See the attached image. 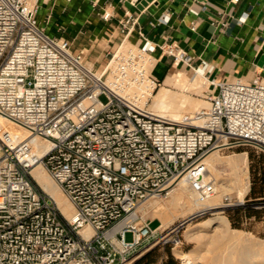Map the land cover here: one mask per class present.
<instances>
[{
  "label": "built area",
  "instance_id": "1",
  "mask_svg": "<svg viewBox=\"0 0 264 264\" xmlns=\"http://www.w3.org/2000/svg\"><path fill=\"white\" fill-rule=\"evenodd\" d=\"M49 1L0 0V264H134L157 244L179 246L180 225L153 227L140 206L168 198L180 177L203 202L217 191L209 151L236 142L264 148V79L207 76L208 107L161 117L151 108L162 83L155 51L199 70L194 55L171 39L122 41L95 72L42 23ZM135 23L126 9V35ZM38 165L72 202L73 217L35 179Z\"/></svg>",
  "mask_w": 264,
  "mask_h": 264
},
{
  "label": "crops",
  "instance_id": "2",
  "mask_svg": "<svg viewBox=\"0 0 264 264\" xmlns=\"http://www.w3.org/2000/svg\"><path fill=\"white\" fill-rule=\"evenodd\" d=\"M126 9L136 19L127 35L121 24ZM105 10L112 13L108 20L102 17ZM39 16L48 32L70 40L71 49H79L74 42L81 41L80 48L100 50L92 57L95 63L122 41L139 45L171 39L194 55V64L204 67L210 79H264V0H51ZM162 16L168 22H160ZM155 55L154 75L165 85L176 63L159 49ZM182 82L177 78L167 86L181 93Z\"/></svg>",
  "mask_w": 264,
  "mask_h": 264
},
{
  "label": "bare ground",
  "instance_id": "3",
  "mask_svg": "<svg viewBox=\"0 0 264 264\" xmlns=\"http://www.w3.org/2000/svg\"><path fill=\"white\" fill-rule=\"evenodd\" d=\"M188 76V72L182 71L178 67H174L170 71L165 85H162L154 94L151 102L152 110L158 113L161 117L176 120L184 114L182 112L185 109L193 108L197 106V104L198 108L196 107V110L201 109L202 107H208L209 101L207 99L201 103H192L189 102V100H186L188 95L186 98L183 97L184 94L182 96L183 98L178 99V95L175 94L173 89L167 86L168 84L175 85L177 78L184 79L182 84L185 90L189 89L190 86L193 88H202L207 85L208 78L201 69L194 70L192 74L189 77ZM4 125L6 128L17 132L22 136H25L27 133L26 130L14 122L4 121ZM38 142L41 145H44L43 150H45L49 145L48 141L44 139H40ZM238 143L240 142L233 144L226 143V145H235ZM220 148L221 146H218L209 151L206 155L205 162L209 169V175L215 176L216 174V164L221 160V158H219L221 157L219 156ZM239 161H243L245 164L247 161V155L244 154V156L239 157L238 160L231 162L235 163V166H239ZM33 175L38 183L55 199L62 212L67 217H73L74 205L63 192L61 187L46 171V169H44L42 165H38L33 169ZM249 183V176L247 174V169H245L244 177L240 176L238 178V201H243L247 191L249 190ZM227 186L228 185L225 181L221 182L217 187V194L215 193L209 199L200 202L197 200L194 191L190 188L186 179L184 177H180L173 186L170 193L171 196L167 202H162L161 200L152 198L146 203L143 209L153 208V211L156 209L154 217L161 218L163 226H168L178 217V214H176V211L178 210L182 211L184 216H193L198 214V212L200 213L208 210L212 211L213 209L219 208L222 202L220 201L222 194L218 193V191L219 189H224ZM223 205H226V203H223L222 206ZM191 229L213 230L214 232L211 234L208 231L205 232L204 241L202 238V241L200 242V244H203L202 242H204L208 246V249L206 250L208 254H203L205 256H202L201 252H198L199 254H197V251L188 252L186 254L184 253L182 256L187 257L186 264H200L199 260L196 258H200L201 256L203 257L202 264H264V239L257 238L250 232H244L240 229L232 228L230 226L229 218L225 215H218L209 221H201L194 225ZM84 230L88 234L91 232L89 227H86Z\"/></svg>",
  "mask_w": 264,
  "mask_h": 264
},
{
  "label": "rangeland",
  "instance_id": "4",
  "mask_svg": "<svg viewBox=\"0 0 264 264\" xmlns=\"http://www.w3.org/2000/svg\"><path fill=\"white\" fill-rule=\"evenodd\" d=\"M79 42L78 43L74 42V46H76L79 49L73 48L72 51L83 53L84 62L87 67L89 66L88 68H90L95 72L102 71L107 66L111 55L107 56L106 51H103L102 59L97 63H95L93 62L92 57L96 56L100 52V50H97L95 48L90 49L87 47L80 48L81 45ZM173 64L174 61L172 65ZM174 67H178L182 71L188 72L189 76L194 71V69L182 64H175ZM163 80L164 79H161L162 83L160 87L163 84ZM160 87H158V89H160ZM158 89L156 90V92L158 91ZM174 89L176 92L180 91L179 88H174ZM213 90H214V85L211 84L210 81L208 80L207 85L202 88H193L190 86L189 89L185 90L183 88L181 93L179 94L175 93V94L178 95L177 97L178 99L183 97L186 98V96L188 95L186 100H189V102L201 103L204 102L205 99H207L208 93L212 92ZM197 106L193 107L194 109L193 108L185 109L182 113H186L191 110L194 111L196 110ZM219 154H220L219 156H221L219 157L221 158V160L218 161L216 164V168H217L216 174L215 176L213 175L210 176L216 182L217 187L223 181H225L226 184L228 185L226 188L219 189L218 191V193L222 194L220 201L226 203L227 205L222 206L223 203L221 202L219 208L213 209L212 211L208 210L205 212H200V213L198 212V214H195L193 216L190 215L184 216L182 211L180 210H178L179 212L176 211L178 217L175 219L174 222L175 224L180 225V230H179V234L181 236L180 245L177 247H172L171 245L157 244L152 249L145 252L140 257H138L136 261L144 258L141 264H170V263L186 264L187 257L182 256L184 253L186 254L188 252L197 251V254L201 252L202 256H205L203 254L207 255L208 252L206 250L208 249L207 248L208 246L204 242H202L203 244H200V242L202 240L204 241L205 232L208 231L211 234L214 231L205 230V229L197 230L191 228H193L194 225L198 224L201 221H209L218 215L227 216L229 218L230 226L232 228H237L244 232H250L257 238L264 239V197L261 196L262 194L261 192H264V148L248 143H239L230 147L219 149ZM244 154L247 155V161L245 164L243 161H239L240 163L239 166H235L234 165L235 163L231 162L234 160H238L239 157L244 156ZM245 169H247V174L249 176V181H250L249 190L247 191L243 201H238L237 199L238 178L240 176L244 177ZM170 196L168 198L161 199V201L167 202ZM153 199L159 200V198H153ZM147 202H149V200ZM146 203L140 206L139 210L146 217L153 220L152 221L153 227H157L163 221L161 218L154 217V214L156 213V209H154V211L153 208L143 209ZM237 205L238 207H241L238 211L232 209V207ZM231 216H233V219H231ZM233 222L237 223V225H234ZM126 239L128 241L133 240L132 232H127ZM202 256L200 258L199 257L196 258L199 260L200 264H202L203 261Z\"/></svg>",
  "mask_w": 264,
  "mask_h": 264
},
{
  "label": "trees",
  "instance_id": "5",
  "mask_svg": "<svg viewBox=\"0 0 264 264\" xmlns=\"http://www.w3.org/2000/svg\"><path fill=\"white\" fill-rule=\"evenodd\" d=\"M253 190H254V189H253ZM261 193H262L261 196L264 197V192H261ZM240 208H241V207H238V205L232 207V209H235V210H237V211H238ZM230 209H231V208H230ZM231 219H233V216H231ZM233 224H234V225H237V223H235V222H233ZM143 260H144V258H142V259L136 261L134 264H141ZM170 264H174V263H170Z\"/></svg>",
  "mask_w": 264,
  "mask_h": 264
},
{
  "label": "water",
  "instance_id": "6",
  "mask_svg": "<svg viewBox=\"0 0 264 264\" xmlns=\"http://www.w3.org/2000/svg\"><path fill=\"white\" fill-rule=\"evenodd\" d=\"M239 204V203H238Z\"/></svg>",
  "mask_w": 264,
  "mask_h": 264
}]
</instances>
